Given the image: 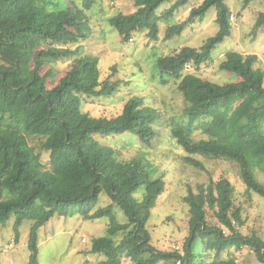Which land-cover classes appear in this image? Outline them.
<instances>
[{"label":"trees","instance_id":"1","mask_svg":"<svg viewBox=\"0 0 264 264\" xmlns=\"http://www.w3.org/2000/svg\"><path fill=\"white\" fill-rule=\"evenodd\" d=\"M81 1L86 9L95 3ZM171 1L135 0L133 12L117 13L108 23L124 42L138 30H148V36L156 38L158 21L189 0L174 1L170 8L157 11ZM211 7L216 8L219 25L213 36L200 48L183 46L156 61L160 77L177 80L186 103L187 122L174 124L170 135L188 155L235 162L246 189L264 199V181L257 176V172L264 175V70L254 67L257 56L232 50L224 54L220 68L234 73L237 81L219 84L184 72L187 63L199 68L209 62L213 48L230 34L229 8L223 0H202L186 20L169 26L167 36L180 33ZM80 25V17L71 12L52 16L32 0H0V224L14 215V238L18 241L20 224L32 221L26 264H39V228L53 216L73 214L90 220L109 218L107 234L94 238L90 250L104 259L92 264H122L123 257L133 264H248L219 257L223 250L242 246L250 247L264 264V240L237 229L242 219L227 178L200 184L196 192L188 190L184 196L189 234L182 252L150 244L145 225L164 181L150 178L138 158L119 160L96 136L128 132L149 145L160 114L136 95L124 102L120 113L109 117L82 109L87 99L113 92L116 82L100 81L96 59L82 55L80 45L73 46ZM262 25L264 11L258 14L253 31ZM58 60L75 62L48 87L46 81H54L57 73L52 63ZM196 121H200L203 136L197 139L192 134ZM27 135L43 138L40 148L49 152L46 165ZM185 160L202 166L191 156ZM139 188L143 189L140 200L133 195ZM101 192L108 194L111 203L94 209ZM115 206L124 212L127 222L116 220ZM117 232L122 235L115 243L112 236ZM194 243L202 247L195 251ZM207 250L215 251L212 259Z\"/></svg>","mask_w":264,"mask_h":264},{"label":"rangeland","instance_id":"2","mask_svg":"<svg viewBox=\"0 0 264 264\" xmlns=\"http://www.w3.org/2000/svg\"><path fill=\"white\" fill-rule=\"evenodd\" d=\"M35 5L46 7L52 16L71 12L80 17L83 25L75 31L79 37L73 44L82 47L81 54L95 58L99 69V80L107 78L116 82L113 92L87 99L82 109L94 116H112L121 112L124 102L131 96H140L144 104L155 108L160 117L154 124L156 135L149 145L142 143L132 133L96 136L105 146L114 150L119 160L138 158L150 178L164 181V189L158 195L156 205L151 209L146 222L150 234V244L160 250H178L182 252V244L189 234L188 205L184 196L188 190L197 191L200 184L210 180L227 178L233 185V204L239 208L242 224L237 229L243 235L256 233L264 240V199L258 194L248 191L243 183L238 165L223 158L205 157L198 154L188 155L170 135L171 127L178 123H186L184 114L186 103L177 89V80L160 77L156 61L163 55L170 54L183 46L200 48L207 38L213 36L219 28L216 22V8L211 7L200 18H195L185 25L180 33L167 36L171 25L179 24L187 19L190 10L198 6L202 0H189L174 9L172 13L158 21L156 38L149 37L148 30H138L131 34L127 42L122 41L119 33L108 23V18L117 14L133 12L135 0H95L91 8L86 9L81 0H32ZM171 2L159 6L162 12L172 5ZM229 8L228 20L230 34L211 51V60L195 68L191 63L184 72H191L203 79L215 83L237 81L239 78L229 71L220 68V62L227 51L240 54H255L254 67L264 70V25L253 31L258 14L264 11V0H223ZM233 15L234 18L230 19ZM81 33V34H80ZM75 60H58L52 63L56 69L54 81L47 80L48 87L54 86L57 79L64 74ZM164 77H166L164 75ZM166 80V82H163ZM264 129V122H262ZM194 138H201L200 121L193 123ZM30 145L39 152L40 160L45 165L49 160V152L40 148L43 139L40 136L27 135ZM191 156L201 163V167L185 160ZM259 180L264 175L257 172ZM142 199L143 189L133 194ZM111 203L107 193L101 192L94 206L98 209ZM116 220L127 222L128 218L118 207H114ZM211 221L215 219L208 212ZM108 217L84 219L78 214L53 216L39 228L38 263L39 264H92L104 259L101 253L91 252L92 240L106 235L109 225ZM32 221L24 220L18 227V241L14 238V215L0 224V264H26L29 250L27 248L28 233ZM122 232L112 236L118 242ZM13 244L11 247H9ZM202 246L194 243V250ZM210 258L214 250H207ZM220 258H234L238 262L261 264L248 246L223 250ZM122 264H133L130 258H122Z\"/></svg>","mask_w":264,"mask_h":264},{"label":"built area","instance_id":"3","mask_svg":"<svg viewBox=\"0 0 264 264\" xmlns=\"http://www.w3.org/2000/svg\"><path fill=\"white\" fill-rule=\"evenodd\" d=\"M233 18H234V16L231 15V16H230V19H233ZM187 67H190V64H189V63L185 64V68H187ZM10 246H11V245H10Z\"/></svg>","mask_w":264,"mask_h":264}]
</instances>
